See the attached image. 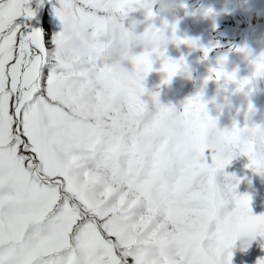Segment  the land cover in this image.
<instances>
[{
  "label": "snow or ice",
  "instance_id": "obj_1",
  "mask_svg": "<svg viewBox=\"0 0 264 264\" xmlns=\"http://www.w3.org/2000/svg\"><path fill=\"white\" fill-rule=\"evenodd\" d=\"M26 2L0 0V264H214L209 239L264 235L247 195L219 215L227 162L205 146L211 120L199 95L179 112L156 93L149 106L151 62L132 58L140 76H130L100 44L62 60L58 33L17 23L35 15ZM61 5L62 23L115 19L110 0ZM177 68L165 63L169 80ZM244 151L264 170L253 146Z\"/></svg>",
  "mask_w": 264,
  "mask_h": 264
},
{
  "label": "clouds",
  "instance_id": "obj_2",
  "mask_svg": "<svg viewBox=\"0 0 264 264\" xmlns=\"http://www.w3.org/2000/svg\"><path fill=\"white\" fill-rule=\"evenodd\" d=\"M110 7L111 12L109 15L115 17V19L107 24L79 23L67 17L63 22L62 30L58 32L59 44L54 45L52 51L58 54L62 60L73 56L89 57L95 55V49L100 44L106 49L105 58L118 61L117 66L130 76H140V70H138L132 59L139 56L146 57L151 62V66L159 60L161 62L160 70L165 73H167L164 70L165 63L176 62L178 68L175 75L178 73L191 75L190 66L183 59L178 61L166 54L170 44H179L185 41L176 35V23H170L167 19L169 15H174L179 9H187L188 5L185 0H133L131 3H128L127 0H110ZM137 8L144 10L145 20L159 18L161 26L156 27L153 23L148 25L144 31L138 32L137 28L143 21L135 18L129 19L128 25L125 26L124 19L129 18L130 12L135 11ZM117 14H119V20ZM208 14L212 15L213 13L209 10ZM186 40L188 43L185 44L192 50H196L199 46L198 41L195 39ZM138 47L143 50L136 52L135 49ZM239 51L242 54V59L252 66V71L248 75L241 77L236 70L228 71L226 60L221 59L217 66L209 71L206 79L216 81L221 88L234 86V91H250L258 88L260 81L264 80V48L260 52H256L252 47L245 44ZM125 60L131 61L134 65L133 70L129 71L123 66L122 62ZM167 79L169 80L168 73ZM204 108L211 120L205 146L213 151L219 160L227 162L224 168L237 156L248 155L244 151L247 146H253L255 157L264 160V123H251L239 127L233 122L231 127L221 128L218 126V117L209 114L205 103ZM176 111L179 112L177 109ZM256 112L257 109L249 102L245 116L246 120L251 121ZM233 131L236 132L235 141L229 138ZM191 155L189 153V157ZM222 170L217 173L216 178V204L220 217L226 219L231 211L229 205L235 202L237 196L243 195L236 191L238 183L233 188L232 178L227 175L223 179L220 178L219 174ZM238 239H241V237L231 240L227 245L218 242L216 239H209L205 242V248L214 264H232L231 247ZM248 244L249 241L247 240L241 241V247L243 248H246Z\"/></svg>",
  "mask_w": 264,
  "mask_h": 264
},
{
  "label": "bare ground",
  "instance_id": "obj_3",
  "mask_svg": "<svg viewBox=\"0 0 264 264\" xmlns=\"http://www.w3.org/2000/svg\"><path fill=\"white\" fill-rule=\"evenodd\" d=\"M208 1L209 0H196V2L192 3L193 4L191 6V8L193 9L192 11L190 10L191 8L188 7H187L188 11L184 13H181L183 8L179 9L178 11L180 12V15L183 17L184 20H187L189 14L193 16L197 10L200 12V14L204 15L209 5ZM213 3H214V9L211 11L213 14L209 15V17L211 18L213 15H216L217 20L215 22H217V24L212 29L210 28L211 31L209 33V39H207L208 36L206 37L203 33L200 35V38L197 40L199 46L196 48V50H193L196 56L202 55L204 50H208L209 52H211V54L212 53L214 54L212 58L207 59V61L205 60L206 63L204 64L208 65L207 68L208 67L209 68L203 69L202 71H200L199 74H197L196 71L193 69L194 67L192 66L193 68L190 67V71H191L190 76L184 73H178L177 75L172 77L171 80H168L167 73L160 70L161 65L158 62L159 60H157L152 66V71H150L143 80V86L145 88V91L141 95V100L149 104V106H151L153 103L152 94L156 93L158 94L159 102L161 104L171 105L175 107L178 111H182L184 104L187 102L189 98H191V95L192 96L196 95L199 90L198 95L201 97L202 102L206 104L209 114L213 117H218L219 127L221 128L225 126L231 127L233 122L236 124V126L239 127H244L251 123L262 124L264 123V108L262 109L261 113H258V105L253 104L254 107L257 109V112L255 115L252 116L251 121H248L245 118L248 110L249 102L250 101L259 102L257 98L252 97L248 93L243 95L237 94L234 92L233 89H229V91H227L226 88L219 87L216 81L208 80L206 79V77L208 76L209 71L212 68L216 67L221 59L226 60V69L228 71L236 70L241 77L248 75L252 71V66L247 61H244L242 59V54L240 53L239 49L245 44L252 47L256 52H260L261 49L264 48V20H262L264 18V0H227V1L224 0L221 3H219L218 0H214ZM56 4H58L59 7H61L62 6L61 0H54L50 5H48L47 7L48 10L46 15L44 14V17L46 19L43 30H45L49 35H51L52 33H58L60 32V30H62L60 29V24H58V22L55 21V18L57 16L55 11ZM223 5H225L227 9H223ZM215 6L218 9H216ZM133 14H135V11L130 12L129 16ZM141 16L143 15L141 14ZM136 17L137 16H134V18ZM117 18H119V14H117ZM252 20L258 21L256 24H254L255 26L251 25V23H253ZM251 27H256V28L251 29ZM137 30H139V28ZM138 32H140V30ZM208 40L209 43L207 42ZM230 53H232L234 56L230 57L229 55ZM208 55H209L208 53L205 54V56ZM196 56H194V59H192V61L190 62L191 63L190 66L196 63V61L199 62L198 59H195ZM122 64L129 71L134 69V67H129L124 62H122ZM260 84L262 85V83ZM247 157L248 155L246 154L237 156L235 159L231 161L229 165L226 166L227 167L226 170L222 173L228 172V169L230 168L229 166L237 167V168L238 166L239 167H245L244 165L248 166L250 164V160L248 161L244 160ZM209 162H211L210 157H209ZM231 172L232 170L230 171V173ZM235 174L237 178L235 176L234 177L239 180V183L247 182L248 180L250 181V183L253 182L252 184L248 182L250 185L247 188V190L244 191L245 192L244 195H247L250 198V207L252 210V215H256V216L264 215V209H262L264 207L251 203L252 202L251 198L264 199V186L260 184L264 182V175H260V174L259 176L250 175L240 169H237ZM228 176H231V174ZM244 177L246 180L244 179ZM234 181L236 180H233V182ZM229 208L234 209L235 203L230 204ZM243 238L241 237L242 240ZM252 246H254V244ZM261 258L262 257L260 256V252L253 251L250 253L249 263L259 264Z\"/></svg>",
  "mask_w": 264,
  "mask_h": 264
},
{
  "label": "rangeland",
  "instance_id": "obj_4",
  "mask_svg": "<svg viewBox=\"0 0 264 264\" xmlns=\"http://www.w3.org/2000/svg\"><path fill=\"white\" fill-rule=\"evenodd\" d=\"M54 0H48L47 1V5H46V8L48 7V5H50L52 2H53ZM219 1V3H221V2H223L224 0H218ZM225 1H227V0H225ZM194 2H196V0H193V1H191V0H186V4L188 5V8H191V6L193 5L192 3H194ZM214 0H209L208 1V3H209V5H208V7H207V11L205 12V14L203 15V14H200V12L197 10L196 11V13L192 16L191 14H189V16L187 17V20H184L183 19V17L180 15V12L178 11V12H176L174 15H169L168 17H167V19H168V21L171 23V22H175L176 23V27H177V32H176V35L181 39V40H186V39H195V40H198L199 38H200V35L203 33L206 37L208 36V38L207 39H209V33H210V31H211V29L217 24V22H215L217 19H216V15H213L211 18L209 17V14H208V11L209 10H213L214 9ZM28 4V5H27ZM223 4V3H222ZM30 4H29V0H27V2L25 3V5H24V7H26V8H29V9H31L30 7ZM216 7V6H215ZM58 8H60L59 7V5L58 4H56L55 5V11H56V15H57V9ZM188 8L187 9H183L182 11H181V13H184V12H186V11H188ZM216 9H218L217 7H216ZM223 9H227V7L225 6V5H223ZM47 10H48V8L46 9V13H47ZM191 11L193 10L192 8L190 9ZM142 11V12H141ZM141 14L143 15V16H141ZM46 15V14H45ZM200 15H201V17H200ZM134 16H137L135 19H137V20H139V21H143V25L142 24H140L139 25V30H140V32H142V31H144V29L146 28V27H148V25H150V24H155V26L156 27H160L161 26V20L159 19V18H156L155 20H145V16H144V10L143 9H141V8H137L136 10H135V14H133V15H131V16H129V17H132V18H134ZM195 16H196V19H195ZM23 17V18H22ZM58 17V18H57ZM142 18V19H141ZM144 18V19H143ZM190 18V19H189ZM209 20H208V19ZM27 19H28V16H26V15H21L20 17H18L17 18V23H19V24H21L22 25V27H24V28H26L28 25H27ZM45 17H44V19H43V23H45ZM49 19V18H48ZM129 19H131V18H127V20H125L124 19V24H125V26H127L128 25V22H129ZM174 19V20H173ZM118 20H119V18H118ZM190 20V21H189ZM194 20V21H193ZM262 20H264V18L262 19ZM20 21V22H19ZM50 21V20H49ZM55 21H57L58 22V24H60V29H62V27H63V23H62V21L60 20V17L57 15L56 16V18H55ZM220 21V20H219ZM253 21V23H251V25L253 26L254 24H256L258 21L257 20H252ZM197 22V23H196ZM215 22V23H214ZM213 23V24H212ZM211 24H212V26H211ZM142 25V26H141ZM204 25V26H203ZM255 26V25H254ZM137 28V29H138ZM211 28V29H210ZM253 28H256V27H251V29H253ZM56 30H57V28H56ZM139 30H137V31H139ZM61 31V30H60ZM208 31V32H207ZM197 37V38H196ZM208 43H209V40L207 41ZM208 45V44H207ZM207 47V46H206ZM143 49L142 48H140V47H138V48H136L135 49V51L136 52H141ZM169 50V51H168ZM207 53L209 54L208 56H205V54H206V52H205V50H204V52H203V54L202 55H199V56H196L195 55V53H194V51L187 45V44H185V43H179V44H170L169 46H168V48H167V55L170 57V58H172V59H175V60H177L178 59V61L179 60H182V58L183 57H186V55H187V59L186 58H183V60L186 62L187 60H190V61H187L186 63L190 66V62L192 61V59H194V56H196L195 57V59H198L199 60V62H197L196 61V63H194V64H192L190 67H192L195 71H196V73L197 74H199L200 73V71H202L203 69H208L207 68V66L208 65H205L204 63H206L205 62V60L207 61V59H210V58H212V56L214 55L213 53L211 54V52H209L208 50H207ZM192 54V55H191ZM185 55V56H184ZM194 55V56H193ZM190 56V57H189ZM191 56H192V58H191ZM203 57V58H202ZM189 58V59H188ZM128 60H125V61H123L125 64H127V66H129V67H134V65L130 62V61H128ZM159 62V64L161 65V62L160 61H158ZM130 63V64H129ZM201 66V67H200ZM206 72V71H205ZM207 73V72H206ZM260 83H262V85L260 84ZM260 83H259V87L258 88H256V89H253V90H244V91H234L235 93H237V94H246V93H248V94H250L252 97H254V98H257L258 100H259V102H255V101H250L252 104H254V105H258V113H261V111H262V109L264 108V80H262V81H260ZM229 89H233L234 90V87H232V86H228V87H226V90L227 91H229ZM198 93H199V90H198V92H197V94L196 95H191V97H195V96H197L198 95ZM262 102H263V104H262ZM256 103V104H255ZM253 105V106H254ZM262 107V108H261ZM248 111V110H247ZM259 117H261V116H259ZM248 158V159H247ZM247 158H245L244 160L246 161H248V160H250V157L248 156ZM212 162V161H211ZM210 162V163H211ZM245 167H239L238 166V168L237 167H232V166H229L230 168L228 169V172H225V173H222V172H224L225 170H226V168L227 167H225L222 171H221V173L219 174L221 177L220 178H224L225 176H224V174L225 175H230L231 174V176H228V177H230V178H233L234 176L237 178V176H236V174H235V172H236V170L237 169H240V170H243V171H245V173H247V174H250V175H258L259 176V174L260 175H264V170H261V171H256V170H254L252 167H249V165L247 166V165H244ZM232 170V172L230 173V171ZM234 170V171H233ZM249 170V171H248ZM234 174V175H233ZM222 176H224V177H222ZM233 176V177H232ZM234 177V178H235ZM233 179V180H236V181H234V183L235 182H237L238 181V184H241V185H238L237 186V189H236V191H238L239 193H241L242 195H244V191L245 190H247V188L249 187V185L250 184H252L253 182H251L250 183V181L248 180L247 182H240L239 183V180L238 179ZM244 179H245V177H244ZM246 180V179H245ZM250 184H249V183ZM247 183V184H246ZM263 183L264 182H262V183H260L262 186H264L263 185ZM244 184H245V187H244ZM247 185V186H246ZM244 187V188H243ZM240 188V189H239ZM243 189V190H242ZM251 200H252V204H256V205H260V206H262V207H264V199L263 198H260V199H254V198H251ZM259 201V202H258ZM233 203H235V202H233ZM262 209H264V208H262ZM257 238H254V242H250L249 244H248V246L246 247V248H243V247H241V241H242V239H238L235 243L236 244H234L233 246V248H235V252L237 253H240V254H238V255H240V256H238L237 254V257H238V259L237 260H235V262H234V264L236 263L237 264V261H238V264L240 263V264H252V263H249V258H250V253L251 252H253V251H258V252H260V256L262 257L261 258V261H264V235L262 236V235H260L259 233H257ZM255 236V237H256ZM248 237V236H247ZM247 237H245L244 236V238H243V240H246L247 239ZM257 239V240H256ZM263 240V241H262ZM261 241H262V243H261ZM239 243V244H238ZM254 244V246H252L253 244ZM238 244V245H237ZM258 244V245H257ZM259 244H260V246H259ZM252 246V248H251V246ZM258 246V247H257ZM255 247V248H254ZM232 247H231V249H233ZM250 248H251V250H250ZM255 249V250H254ZM247 250H250V251H247ZM248 257H247V256ZM243 256V257H242ZM242 257V258H241ZM248 258V259H247ZM260 261V262H261ZM260 262H259V264H260Z\"/></svg>",
  "mask_w": 264,
  "mask_h": 264
},
{
  "label": "flooded vegetation",
  "instance_id": "obj_5",
  "mask_svg": "<svg viewBox=\"0 0 264 264\" xmlns=\"http://www.w3.org/2000/svg\"><path fill=\"white\" fill-rule=\"evenodd\" d=\"M229 55H230V57H233L234 56L232 53H230Z\"/></svg>",
  "mask_w": 264,
  "mask_h": 264
}]
</instances>
